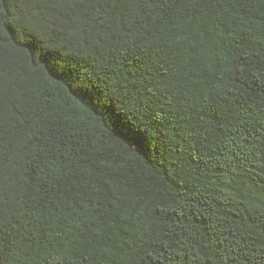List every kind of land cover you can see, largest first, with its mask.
<instances>
[{"label": "trees", "instance_id": "1", "mask_svg": "<svg viewBox=\"0 0 264 264\" xmlns=\"http://www.w3.org/2000/svg\"><path fill=\"white\" fill-rule=\"evenodd\" d=\"M264 0H0V264H264Z\"/></svg>", "mask_w": 264, "mask_h": 264}, {"label": "snow or ice", "instance_id": "2", "mask_svg": "<svg viewBox=\"0 0 264 264\" xmlns=\"http://www.w3.org/2000/svg\"><path fill=\"white\" fill-rule=\"evenodd\" d=\"M261 127H264V121H261ZM261 211H264V208H262Z\"/></svg>", "mask_w": 264, "mask_h": 264}]
</instances>
